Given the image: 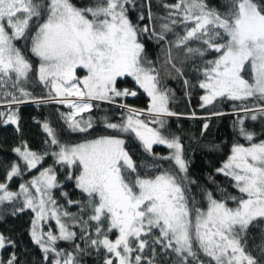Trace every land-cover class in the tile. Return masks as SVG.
<instances>
[{
	"label": "snow or ice",
	"instance_id": "6c2138e0",
	"mask_svg": "<svg viewBox=\"0 0 264 264\" xmlns=\"http://www.w3.org/2000/svg\"><path fill=\"white\" fill-rule=\"evenodd\" d=\"M159 3L162 14L153 12L151 0H0V124L20 131L18 107L29 100L67 109H55L62 125L42 122L43 152L23 141L13 149L19 159L0 182V205L6 210L10 203V215L34 214L29 236L46 262L83 264L84 256L102 251L103 264H264V139L246 126L264 122V0ZM149 44L158 49L155 56ZM189 67L198 74L195 83L185 75ZM129 78L146 95L145 108L119 103L138 95L118 86ZM167 79L182 81L189 98L193 88L203 90L201 109L232 103L233 127L245 143L231 145L215 174L230 178L237 194L212 174L214 190L190 173L182 129L171 128V118L182 114L170 106L176 96ZM35 85L45 94L29 91ZM101 102L122 111L115 122L99 117L111 134L90 137ZM227 114L193 111L188 118L205 121L203 136L211 118ZM65 131L85 138L62 140ZM130 141L143 150L139 162ZM154 146L168 151L156 153ZM45 157L67 170L65 180L81 199L61 191L66 205L57 200L53 190L63 182L54 166L10 189L11 180ZM53 220L56 230L45 231ZM16 247L0 233V250L13 249L0 264H20Z\"/></svg>",
	"mask_w": 264,
	"mask_h": 264
},
{
	"label": "trees",
	"instance_id": "16d2710c",
	"mask_svg": "<svg viewBox=\"0 0 264 264\" xmlns=\"http://www.w3.org/2000/svg\"><path fill=\"white\" fill-rule=\"evenodd\" d=\"M141 0H137L140 3ZM171 3L174 0H167ZM222 0H209L211 6L220 7ZM152 10L157 14H162L163 9L160 7L159 0H151ZM130 18L135 22L137 13L132 12ZM147 23V20H145ZM149 52L155 56L158 49L152 45H148ZM213 54H210L206 59H211ZM185 75L193 83L197 81L198 74L191 70L189 67ZM166 84L169 88L175 92L176 100L175 103L170 105L174 111L181 113L179 120L173 117L171 118L172 130H177V125L182 129L181 134L183 137V143L185 145L186 157L192 160L190 166V173L196 178L201 184H207L210 189H215V185L210 183L207 179L209 174L214 175L216 184L224 186L227 191L233 195L237 194L236 190L231 187L230 178L225 177L222 174H215V169L220 167L221 162L224 161L229 154L231 145L234 142L245 143L242 137H238L237 130L233 127V123L236 119L232 113V103L223 101L216 102L213 106L206 109L199 107V97L203 95V90L193 88L191 90V97L185 96V88L182 81L174 79H167ZM120 88H128L137 90L138 95L135 97H126L119 100V103H126L131 107L145 108L148 100L142 90H139L134 81L130 78L122 80L119 85ZM35 96H41L45 94V90L42 86L35 85L29 88ZM56 108H60L61 111H67L63 106L58 105H39L31 103V100L19 105L18 111L20 115V131H16L15 125H4L0 124V182L5 181L6 172L10 169L13 161H18V156L13 152L15 147L20 146L21 142H26L29 147L37 152H43L46 148L44 141L47 138V134L43 131L41 126L42 122L47 118L52 122L53 127L62 125L63 122L57 119ZM122 109L117 105H110L106 102H101L99 109L93 110V115L97 117V123L94 129H90V137H94L101 134H111L112 130H106L102 123L99 122V117L104 115L109 116L113 122L118 119V116ZM195 111L198 117L206 116L210 112L221 111L228 113L222 117H213L209 122V127L203 136L200 135L201 128L205 122L203 119H189L188 116ZM246 126L250 130H254L260 139H264V122L261 121H246ZM59 130V129H58ZM89 137V138H90ZM84 134L78 133H67L62 135V140H68L70 142H78L84 139ZM211 145H219L220 148L217 151L210 152L208 147ZM128 148L130 154H133V159L139 160L144 156L143 150L140 148L138 142H129ZM154 151L160 154H166L167 149L164 146H154ZM54 166L57 169L58 178L63 182L61 189L53 190L54 196L61 204L66 205V200L61 197L60 192L66 191L69 193V198L73 200L81 199V193L78 189H75L73 182L66 181L67 170L61 168L60 165H54L51 157H45L42 165H38L37 169H33L29 172H25L23 176L16 177L9 182L11 190H18L20 183L30 180L33 176L37 175L43 167ZM219 198V194H217ZM19 205H17L18 207ZM69 211L76 212L75 206H69ZM12 206L9 203L7 209L0 205V233L11 237L17 243L15 249L17 255L20 258V264H51L50 261H44L43 256L39 248L34 245L29 236L30 221L33 217L31 210H25L19 212L15 216L10 215ZM51 227L53 231L56 230L55 221H49L45 225V229ZM261 228H264V222L260 224ZM79 231V229H76ZM255 231V230H253ZM115 233H112V239H115ZM79 242V241H78ZM251 244V242H250ZM59 247H69L66 242H58ZM13 251L12 248L0 250V257L5 260L9 254ZM104 253L101 251L97 253L93 251L91 254L83 257V264H103ZM171 264V262H169Z\"/></svg>",
	"mask_w": 264,
	"mask_h": 264
},
{
	"label": "rangeland",
	"instance_id": "374dc122",
	"mask_svg": "<svg viewBox=\"0 0 264 264\" xmlns=\"http://www.w3.org/2000/svg\"><path fill=\"white\" fill-rule=\"evenodd\" d=\"M32 102V101H31ZM33 103V102H32ZM35 104V103H34ZM34 215V214H33ZM45 231H47L45 228H44Z\"/></svg>",
	"mask_w": 264,
	"mask_h": 264
},
{
	"label": "bare ground",
	"instance_id": "6f19581e",
	"mask_svg": "<svg viewBox=\"0 0 264 264\" xmlns=\"http://www.w3.org/2000/svg\"><path fill=\"white\" fill-rule=\"evenodd\" d=\"M32 103V102H31Z\"/></svg>",
	"mask_w": 264,
	"mask_h": 264
}]
</instances>
